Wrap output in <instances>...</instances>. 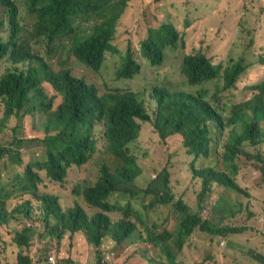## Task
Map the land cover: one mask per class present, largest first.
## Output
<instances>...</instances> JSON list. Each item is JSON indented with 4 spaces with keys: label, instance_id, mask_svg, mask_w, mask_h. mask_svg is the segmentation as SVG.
<instances>
[{
    "label": "trees",
    "instance_id": "obj_1",
    "mask_svg": "<svg viewBox=\"0 0 264 264\" xmlns=\"http://www.w3.org/2000/svg\"><path fill=\"white\" fill-rule=\"evenodd\" d=\"M126 8V1L121 0H0V63L8 60L20 64L0 78V99L5 106L2 127L13 116L20 121L30 116L29 125L35 127V132L45 133L43 139L34 138L42 142L45 157L26 160L21 156L15 163L18 166H13L12 176L0 182L1 264H36L31 239L35 233L32 227L39 225L32 219L37 211L46 226L57 219L63 232H84L75 238L62 236L64 243L72 242L62 251L48 244L47 234L38 233L40 242L48 244V255L55 254L58 264H88L90 246L101 249L106 237L121 243L122 237L136 233L135 224L145 227L146 236L140 234L145 244L160 248L170 264H179L169 246L174 232L157 234L153 231L157 224L149 227L144 212L138 210L145 200L138 199V192L152 197L149 207L173 205L183 217L178 235L185 240L196 230L222 239L245 230L192 214L188 205L181 199L175 200L169 192L165 170L159 179L135 192V180L142 175V169L136 155L131 154V145L140 143V122L153 125L167 146L170 159L178 145L195 162L203 156L210 158L212 147L217 150L220 145L223 170L217 166L200 170L194 168L195 164L190 165L194 179L202 181L199 198L206 200L213 183L243 194L237 183L239 168L235 161L245 146L258 148L264 142V81L253 85L254 94L236 101L229 110L218 101L226 98L227 92L229 99L234 97L230 92L255 62L244 54L216 65L207 52L210 48L198 50L183 60L182 72L189 88H200L188 92L185 88L174 89L175 83L165 73L148 101L143 91H132L119 81L139 73L140 58L146 60L147 67H162L167 52L184 47L183 33L164 23L149 29L139 39V46L131 41L126 46L116 45L117 28ZM108 55L116 66L115 82L103 79L90 84L75 72L81 67H76L74 60L86 69L100 72ZM212 82L222 83V87L217 85L210 96L204 85ZM45 85L54 91L51 98L44 91ZM56 98L61 102L53 110ZM154 105L157 108L151 116L148 109ZM24 143L25 138L17 141L20 147ZM11 151H0V161ZM97 153L112 161L109 164L105 158L93 185L75 192L100 211L89 216L76 204L62 212L60 197L40 189L44 181L41 172L45 171L51 182L64 183L72 167L86 165ZM254 159L264 170V153L258 149ZM4 165H8L6 159ZM10 198L16 200L12 206L8 204ZM35 201L41 203L36 208L32 205ZM116 212L122 217L113 222L109 214ZM133 218L135 222L131 221ZM58 228L57 225L48 230L49 235L54 237ZM11 233H15L13 240L8 237ZM102 260L95 258L91 264H106Z\"/></svg>",
    "mask_w": 264,
    "mask_h": 264
},
{
    "label": "rangeland",
    "instance_id": "obj_2",
    "mask_svg": "<svg viewBox=\"0 0 264 264\" xmlns=\"http://www.w3.org/2000/svg\"><path fill=\"white\" fill-rule=\"evenodd\" d=\"M121 1H126L127 8L117 28L116 45L126 46L131 41L133 45L139 46V39L145 36L149 29L158 28L164 23L172 24L183 33L184 47L167 52L162 67L156 70L154 67H147V63L140 58L141 73L134 79L119 81L123 87L132 91H143L148 101L151 100V91L157 83L164 80L165 73L170 75V79L175 83L172 85L174 89L185 88L184 91L187 92L197 91L200 86L192 88L187 86L185 74L182 72L183 60L196 51H205L207 48H210L207 52L216 65L224 64L231 58L237 59L244 54L255 62L241 77L236 89L230 92L234 97L229 99L227 92L226 98L219 99L218 104H224L225 110H229L236 101L253 95L255 90L251 87L264 81V0ZM4 38L6 39L7 36ZM37 50L40 51V46ZM261 60L263 63H260ZM74 62L76 67H81L79 72L78 69L75 72L90 84L103 79L115 80L116 66L111 55L107 56L100 72L86 69L76 60ZM18 65L20 64L14 65L8 60L1 62L0 78L7 70ZM217 85L222 87V83L212 82L204 85V88H208L211 96ZM44 91L49 98L54 95V91L48 85H45ZM60 102V98L55 99L53 110L57 109ZM156 108L157 106L154 105L148 109L151 116ZM224 116H227V112ZM4 117L5 106L0 99V151L5 152L7 148L9 151L12 150L0 161V182H6L8 176H12L13 166L18 164L22 159L21 156L26 160H40L45 157L42 142L34 139H43L45 133L44 131L37 133L35 127L29 125L32 117L28 116L20 121L13 116L2 127ZM140 124L142 129L140 143L131 145V154L136 155L142 169V175L135 180L133 188L135 192L144 190L153 180L159 179L165 170L169 177V192H172L175 200L181 199L188 205L192 214H199L203 219L218 225L245 228L242 233L230 235L226 239L196 230L185 240L183 235L181 237L178 235L179 223L183 217L175 212L173 205L149 207L152 197L138 192V199L140 201L142 198L145 199L138 210L144 212L149 227L157 224V228L153 229L157 234L165 231L174 232L169 246L176 257V262L179 264H201V262L203 264H264V170L262 165L254 159L258 149L264 153V142L262 141L258 148L245 146L244 152H240L235 161L239 168L237 183L244 190L243 194L213 183L206 200H200L202 181L200 178L194 179L190 165L195 164L196 169L217 166L218 170H223L222 146L219 145L217 150L212 147L210 158L203 156L195 162L194 157L189 156L185 148L178 145L170 159L167 146L160 139L153 125L144 122ZM36 126L39 127V125ZM98 132L99 129L96 134ZM21 138H25L26 143L20 147L17 141ZM8 155L11 157L9 158ZM106 156L97 153L86 165L72 167L64 183L49 181L45 171H42L44 181L40 189L53 192L60 197L59 204L62 212L79 204L85 213L94 216L100 210L89 206L83 196L75 190L82 191L83 188L93 185L104 159L106 158L109 164L112 161ZM5 159L8 161L7 166L4 165ZM20 170L23 169L20 168ZM15 201L14 198H10L8 204L13 205ZM32 205L36 208L38 203L32 202ZM109 216L113 222L122 217L119 212L110 213ZM32 219L39 224L32 227V232L35 233L31 239V246L35 248L32 253L36 254L38 259L36 264H52L51 259L54 257L48 255L49 249L46 246L51 244L58 251L69 248L72 242L64 243L63 237H67L70 233L61 230L58 220L52 221L48 227L44 225L39 212L33 214ZM131 221L135 222V218ZM57 225L59 228L56 235L51 237L48 230H54ZM135 226L136 233L125 235L121 243L115 242L112 237H106L101 249L90 246L86 262L91 264L95 258H101L102 263L106 262V264H170L167 255L162 253L160 248L149 246L140 239V234L146 236L145 227L139 224ZM42 232L48 235V244L40 242L38 233ZM14 234H8V237L13 240ZM212 256L213 260H208Z\"/></svg>",
    "mask_w": 264,
    "mask_h": 264
},
{
    "label": "clouds",
    "instance_id": "obj_3",
    "mask_svg": "<svg viewBox=\"0 0 264 264\" xmlns=\"http://www.w3.org/2000/svg\"><path fill=\"white\" fill-rule=\"evenodd\" d=\"M145 62H146V60L145 59H143ZM227 62V61H226ZM140 64V63H139ZM141 70H142V66H141V64H140V71H139V73H137L134 77H132V78H130V79H134L138 74H140L141 73ZM206 167V166H205ZM204 168V167H203ZM203 168H201V169H203ZM200 169V170H201ZM49 195H54V193H48ZM35 203H38V204H41L40 202H38V201H35ZM59 203H60V201H59ZM60 205V204H59ZM39 211H37V213H38ZM64 212V211H63ZM40 214H41V212H39ZM55 220H57V219H55ZM52 221H54V220H50V224H47V226H50L51 225V222ZM55 233H56V231H55ZM70 233V232H69ZM84 232H77V233H74V234H71L70 233V236H73L74 238L76 237V236H78V234H83ZM14 236H15V234H14ZM13 236V237H14ZM72 244V243H71ZM70 244V245H71ZM56 249V248H55ZM65 249H67V248H62L60 251H62V250H65ZM57 250V249H56ZM58 251V250H57ZM51 256H53L54 257V259H51V263L52 264H58V260H57V256L55 255V254H52Z\"/></svg>",
    "mask_w": 264,
    "mask_h": 264
}]
</instances>
